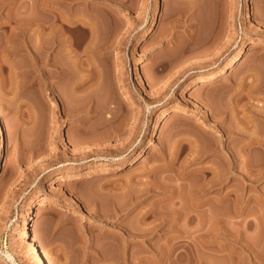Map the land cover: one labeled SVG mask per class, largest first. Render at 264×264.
Here are the masks:
<instances>
[{
    "label": "rangeland",
    "instance_id": "374dc122",
    "mask_svg": "<svg viewBox=\"0 0 264 264\" xmlns=\"http://www.w3.org/2000/svg\"><path fill=\"white\" fill-rule=\"evenodd\" d=\"M43 2L0 0V264H264V0Z\"/></svg>",
    "mask_w": 264,
    "mask_h": 264
},
{
    "label": "bare ground",
    "instance_id": "6f19581e",
    "mask_svg": "<svg viewBox=\"0 0 264 264\" xmlns=\"http://www.w3.org/2000/svg\"><path fill=\"white\" fill-rule=\"evenodd\" d=\"M42 2H43V0H42ZM44 2H45V0H44ZM43 2V3H44ZM46 3V4H45ZM44 4L45 5H47L48 3H47V0H46V2H45ZM243 4V6H246L245 5V3L243 2L242 3ZM49 5V4H48ZM47 5V6H48ZM40 8V7H39ZM43 10H47V12H49L50 14L52 13V15H50L49 13L47 14V19L46 18H42V17H40V19L38 20V22H37V24H36V28H35V35H37L36 37H37V39L39 40V48H41V50H43L44 49V39L45 38H48V37H52L53 36V34H54V31L56 30L55 29V24L53 23V9H51V8H49V7H46V6H42L41 5V11H43ZM244 14H247V13H244ZM42 16V15H41ZM46 19V20H45ZM143 24V23H142ZM141 24V25H142ZM30 25V24H29ZM143 27V26H142ZM34 28V27H33ZM142 29H144V27L142 28ZM33 33V32H32ZM55 33H56V31H55ZM36 39V40H37ZM50 39V38H49ZM51 41V40H50ZM48 42V41H47ZM256 42H259V41H256ZM256 42H250L249 44H250V46H255L256 45ZM47 44V43H46ZM47 46V45H46ZM245 50H246V46L245 45H242L241 46V48H240V51L236 54V55H234L232 58H230L220 69H218L216 72H213V73H208L206 76H197V77H195V79H194V81H193V83L190 85V89L192 90L191 92H193L194 90H196L197 88H199L200 86H203V85H208V84H210V83H212L216 78H218L219 76H222V75H224L225 73H227V71H229V70H231L244 56H245ZM37 52V51H36ZM174 52V51H173ZM42 53V52H41ZM175 53V52H174ZM174 53H172V54H174ZM182 53V52H181ZM40 54V53H39ZM37 55V54H36ZM122 55V54H121ZM118 56V55H117ZM119 56H120V54H119ZM171 56H173V55H171ZM171 56H170V58H171ZM181 56H183V55H181V54H179V52H178V54L176 55H174L170 60H166L165 62H164V65H163V70H167V71H169L171 68H173V70L175 69V70H178L179 69V67H180V65H181ZM38 57H39V55H38ZM41 58V57H40ZM42 58H44V57H42ZM41 58V59H42ZM166 59H169V58H166ZM41 61V60H40ZM42 61H43V59H42ZM42 61L41 62H39V64L40 63H42ZM43 63H45V62H43ZM42 63V64H43ZM163 64V63H162ZM40 67V66H39ZM40 71H42L41 69H40ZM172 72V71H171ZM174 72V71H173ZM166 74V73H165ZM170 78V76L168 75V73H167V76H166V79L167 78ZM44 78V77H43ZM179 80V79H178ZM178 80H176V82L178 81ZM185 80H183V82H184ZM175 82V83H176ZM83 83V82H82ZM148 83V86L149 87H151L154 83H155V80H154V78L152 79H149V81L147 82ZM165 83V82H164ZM78 85V84H77ZM164 85V84H163ZM162 85V87H160L158 90H157V95L158 96H164L165 94H164V92L165 91H163V86ZM44 86V85H43ZM80 86V85H79ZM166 86H168L167 85V83H166ZM165 86V87H166ZM83 88V87H82ZM80 89V88H79ZM81 91V90H80ZM158 98H161V97H158ZM157 98V99H158ZM62 100V99H61ZM104 103V102H103ZM79 105V104H78ZM85 105V104H84ZM100 105V104H99ZM103 105H105V104H103ZM102 105V107H104ZM79 107V106H78ZM80 108H81V105H80ZM77 109V108H76ZM76 109H74V111L76 110ZM83 109H85L84 107H83ZM99 109H101V110H99ZM104 109V108H103ZM80 110V109H79ZM96 110V111H95ZM93 112H97L98 111V114H101V116H102V114L104 113V110L102 111V108H98V110L97 109H95ZM67 111V110H66ZM73 111V112H74ZM78 111V110H77ZM76 111V112H77ZM70 112H72V111H70ZM166 112H167V109L166 108H164V109H162L161 110V112H160V116H165V114H166ZM69 113V112H68ZM73 114V113H72ZM76 114V113H75ZM98 114H96V115H98ZM69 115V114H68ZM74 115V114H73ZM77 115H78V113H77ZM89 115V111L87 110V113H86V115L85 116H88ZM75 116V115H74ZM100 115H99V117H101ZM104 116V115H103ZM73 117V116H72ZM112 117V116H111ZM108 118H110V117H106V119L104 120L105 122L102 124V126L103 127H105V129H109L108 131L109 132H112V131H110L113 127L110 125V124H112V123H110L111 121H110V119H112V118H110L109 120H108ZM104 119V118H103ZM102 122H103V120H102ZM101 125V124H100ZM101 126V127H102ZM111 126V127H110ZM102 127V128H103ZM80 128V127H79ZM82 128V127H81ZM83 129V131H85L84 130V128H82ZM104 129V128H103ZM114 129V128H113ZM112 129V130H113ZM116 129V128H115ZM0 130H2V124H0ZM100 131V130H99ZM106 131V130H105ZM82 132V131H81ZM89 133V132H88ZM91 133V132H90ZM97 133V132H96ZM104 133V132H103ZM93 134V133H92ZM98 134H99V132H98ZM100 134H101V132H100ZM110 134V133H109ZM90 135V134H89ZM102 135H104V134H102ZM92 136V135H91ZM108 136V135H107ZM113 136V135H112ZM95 137V136H94ZM103 137V136H102ZM104 137H106V136H104ZM98 139H100V138H98ZM97 139V140H98ZM105 139V138H104ZM88 158V157H87ZM86 158V159H87ZM83 163H86V160L85 159H78V160H76V161H74V160H68V161H66V164H65V166H68V168H69V166H81ZM59 168V167H58ZM104 170H106V169H104ZM103 172V171H102ZM105 172V171H104ZM56 174H61V170H58L57 171V173ZM98 174H102V173H98ZM214 175V174H213ZM90 176H92L91 174L89 175H86L85 176V178H89ZM228 196V195H227ZM69 202H71L72 204H78V201L76 200V199H74L72 196L71 197H69ZM43 206H47V208L49 209V210H58V209H60L61 207H60V205H57V204H45V203H43V202H41V203H38L37 204V206H36V208H35V211H34V213L32 212V214L29 216V220H32V218H34L35 216H36V214H38L40 211H41V208L43 207ZM209 226V225H208ZM32 227V225H30V224H27V223H23L22 225H21V227H20V230H19V232H18V238H20L21 240H23V242L26 244V246H27V250H28V255L30 256V257H32L34 260H36V263L37 264H48V262H47V258L45 257V255H43V253L41 252V250H40V248H39V246H38V244L36 243V241L34 240V238L31 236V233H30V228ZM208 230L209 231H213L214 230V228H208ZM207 230V231H208ZM9 258V257H8Z\"/></svg>",
    "mask_w": 264,
    "mask_h": 264
}]
</instances>
